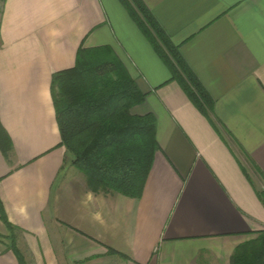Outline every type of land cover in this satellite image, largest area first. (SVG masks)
I'll use <instances>...</instances> for the list:
<instances>
[{
    "label": "crops",
    "instance_id": "0c3cea01",
    "mask_svg": "<svg viewBox=\"0 0 264 264\" xmlns=\"http://www.w3.org/2000/svg\"><path fill=\"white\" fill-rule=\"evenodd\" d=\"M211 100L205 114L120 0H6L0 264H231L264 233V0H142ZM107 47L146 95L159 150L140 198L95 193L61 146L52 77ZM11 236V238H10Z\"/></svg>",
    "mask_w": 264,
    "mask_h": 264
},
{
    "label": "trees",
    "instance_id": "16d2710c",
    "mask_svg": "<svg viewBox=\"0 0 264 264\" xmlns=\"http://www.w3.org/2000/svg\"><path fill=\"white\" fill-rule=\"evenodd\" d=\"M120 1L170 68L173 80L207 114L211 100L143 1ZM52 97L61 146L71 154L72 165L84 174L88 187L95 193L140 198L159 150L157 120L152 114L133 113L145 102L146 95L122 62L107 47L81 46L75 65L53 75ZM0 149L6 157L12 150L11 138L1 121ZM252 170L264 179L257 167ZM261 192L264 200V189ZM0 219L13 230L1 199ZM12 239L19 264H26L14 234ZM231 264H264V233L241 245Z\"/></svg>",
    "mask_w": 264,
    "mask_h": 264
},
{
    "label": "built area",
    "instance_id": "2783aa9c",
    "mask_svg": "<svg viewBox=\"0 0 264 264\" xmlns=\"http://www.w3.org/2000/svg\"><path fill=\"white\" fill-rule=\"evenodd\" d=\"M3 7H4V3L2 0H0V13H1V10L3 9Z\"/></svg>",
    "mask_w": 264,
    "mask_h": 264
},
{
    "label": "rangeland",
    "instance_id": "374dc122",
    "mask_svg": "<svg viewBox=\"0 0 264 264\" xmlns=\"http://www.w3.org/2000/svg\"><path fill=\"white\" fill-rule=\"evenodd\" d=\"M163 52H165V54L167 55V52H166V49L162 46V49H161ZM262 190V189H261ZM255 241V240H253Z\"/></svg>",
    "mask_w": 264,
    "mask_h": 264
}]
</instances>
